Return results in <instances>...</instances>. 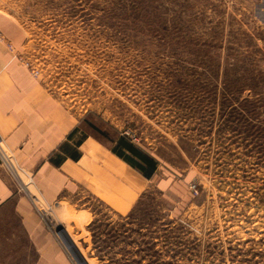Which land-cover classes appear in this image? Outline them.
Wrapping results in <instances>:
<instances>
[{"label": "rangeland", "instance_id": "1", "mask_svg": "<svg viewBox=\"0 0 264 264\" xmlns=\"http://www.w3.org/2000/svg\"><path fill=\"white\" fill-rule=\"evenodd\" d=\"M0 17L75 138L115 161L52 202L6 167L74 264L59 228L89 264H264V0H0ZM127 145L151 179L114 160L143 163ZM32 261L0 215V264Z\"/></svg>", "mask_w": 264, "mask_h": 264}, {"label": "crops", "instance_id": "2", "mask_svg": "<svg viewBox=\"0 0 264 264\" xmlns=\"http://www.w3.org/2000/svg\"><path fill=\"white\" fill-rule=\"evenodd\" d=\"M0 29L15 46V51L10 50L0 42V137L14 156L8 165L0 158V215L10 212L16 218L33 252L31 264H74L43 224L30 194L14 186L7 168L14 170L26 190L30 187L17 168L29 173L41 196L52 202L65 190H77L81 178L96 176L88 166L91 158L102 160L107 172L116 171L115 161L96 150L94 141L75 138L78 120L24 65L17 49L23 42L20 28L0 17ZM115 159L123 166L127 163ZM128 182L134 185L130 179Z\"/></svg>", "mask_w": 264, "mask_h": 264}, {"label": "trees", "instance_id": "3", "mask_svg": "<svg viewBox=\"0 0 264 264\" xmlns=\"http://www.w3.org/2000/svg\"><path fill=\"white\" fill-rule=\"evenodd\" d=\"M127 149L133 154H135L137 157H139L144 164L141 163L140 161H136L134 158L125 156L123 152H116V154L120 158H122L124 161H126L129 165L140 170L147 179H151L157 169L155 166V163L150 158L141 154L139 151H137L132 146L127 145Z\"/></svg>", "mask_w": 264, "mask_h": 264}, {"label": "water", "instance_id": "4", "mask_svg": "<svg viewBox=\"0 0 264 264\" xmlns=\"http://www.w3.org/2000/svg\"><path fill=\"white\" fill-rule=\"evenodd\" d=\"M58 233L63 243L65 244L66 248L68 249L69 253L74 258L75 262L77 264H88L87 260L84 258V256L81 254L79 249L76 247V245L72 241V239L66 233L65 229L63 227L59 228Z\"/></svg>", "mask_w": 264, "mask_h": 264}, {"label": "built area", "instance_id": "5", "mask_svg": "<svg viewBox=\"0 0 264 264\" xmlns=\"http://www.w3.org/2000/svg\"><path fill=\"white\" fill-rule=\"evenodd\" d=\"M0 41H4V38L1 32H0ZM8 46L9 48H11V50H14L11 44H8ZM24 65L31 71L33 76H35L36 78H39L40 72L36 68H34L30 62L24 60ZM0 158L7 165L11 162L10 155L7 153V149L5 148L4 142L1 137H0ZM34 200L39 201L36 196H34ZM0 203H1V197H0Z\"/></svg>", "mask_w": 264, "mask_h": 264}, {"label": "bare ground", "instance_id": "6", "mask_svg": "<svg viewBox=\"0 0 264 264\" xmlns=\"http://www.w3.org/2000/svg\"><path fill=\"white\" fill-rule=\"evenodd\" d=\"M67 233V232H66ZM70 237V236H69ZM87 263H88V261H87ZM89 264V263H88Z\"/></svg>", "mask_w": 264, "mask_h": 264}]
</instances>
